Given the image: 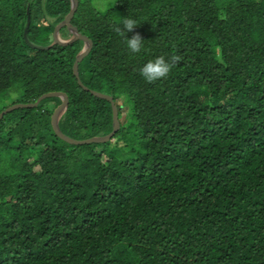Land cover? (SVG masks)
I'll use <instances>...</instances> for the list:
<instances>
[{"label": "trees", "instance_id": "obj_1", "mask_svg": "<svg viewBox=\"0 0 264 264\" xmlns=\"http://www.w3.org/2000/svg\"><path fill=\"white\" fill-rule=\"evenodd\" d=\"M85 87L0 121V264H264V0H78ZM71 0H0V114L84 90ZM137 21L130 53L122 28ZM66 28L61 30L69 38ZM64 32V34H63ZM182 59L148 83L140 69Z\"/></svg>", "mask_w": 264, "mask_h": 264}, {"label": "water", "instance_id": "obj_2", "mask_svg": "<svg viewBox=\"0 0 264 264\" xmlns=\"http://www.w3.org/2000/svg\"><path fill=\"white\" fill-rule=\"evenodd\" d=\"M79 6V1L78 0H71V11L70 13L64 18L63 21H61L54 30V41L48 45V46H38V45H34L30 42L29 38H28V32H29V28L31 25V13L30 10L28 9V20H27V24L25 27V32H24V38L25 41L27 43V45L32 48V49H37V50H48L50 48H52L55 44H67V43H71L73 41H75L76 39H81L84 42V46L81 50V52L79 53L76 62L74 64V74L76 75L77 79H78V84L86 91H89L92 95L107 100L111 103L112 105V110H113V131L104 137H94L88 140H75L72 139L68 136H66L60 129L59 126V122L62 118V116L67 112L68 110V99L66 97L65 94L60 93V92H52V93H47L42 95L41 97H39L35 102L33 103H20V104H15L12 105L10 107H8L7 109H5L1 114H0V121L4 118L5 115L18 110V109H27V108H35L37 107L44 99L47 98H53V97H57L60 98L62 100V107L60 108V110L56 113V115L53 118L52 121V126H53V130L55 132V134L62 139L63 141H65L68 144L71 145H85V144H91L94 142H107L110 141L115 134L117 133V131L120 129V121H119V112H118V108L115 104V101L113 99L112 96H109L107 94H103L100 92H96L93 90L88 89L87 87H85L80 79L79 76V65L82 62V60L84 59L86 52L89 48L90 45V39L87 36L82 35L77 27L74 26H70V22L75 14V12L77 11ZM68 28L71 31V35L69 38H61L62 34H61V30L63 28Z\"/></svg>", "mask_w": 264, "mask_h": 264}, {"label": "clouds", "instance_id": "obj_3", "mask_svg": "<svg viewBox=\"0 0 264 264\" xmlns=\"http://www.w3.org/2000/svg\"><path fill=\"white\" fill-rule=\"evenodd\" d=\"M137 21L131 17H125L122 21V28L117 27L115 31L121 35L125 36L126 45L130 53L136 54L142 51L144 46L143 38L139 33L133 35L130 39L127 38L129 32H133L137 26ZM182 59L179 55H172L169 58L164 56H159L154 60L148 61L141 69L140 74L148 83H154L161 79L167 78L172 68Z\"/></svg>", "mask_w": 264, "mask_h": 264}, {"label": "rangeland", "instance_id": "obj_4", "mask_svg": "<svg viewBox=\"0 0 264 264\" xmlns=\"http://www.w3.org/2000/svg\"><path fill=\"white\" fill-rule=\"evenodd\" d=\"M94 5L100 10V11H105L107 10L109 7H111L113 5V3L115 2V0H92ZM66 31L69 33V37L71 35V31L67 28ZM64 34V32H63ZM61 38H64V36L62 35ZM54 41V39H53Z\"/></svg>", "mask_w": 264, "mask_h": 264}]
</instances>
